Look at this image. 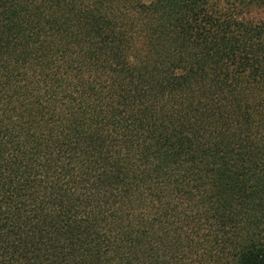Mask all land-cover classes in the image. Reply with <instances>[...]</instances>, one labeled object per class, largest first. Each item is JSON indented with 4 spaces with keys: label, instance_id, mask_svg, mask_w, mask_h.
<instances>
[{
    "label": "trees",
    "instance_id": "16d2710c",
    "mask_svg": "<svg viewBox=\"0 0 264 264\" xmlns=\"http://www.w3.org/2000/svg\"><path fill=\"white\" fill-rule=\"evenodd\" d=\"M264 0H0V264H264Z\"/></svg>",
    "mask_w": 264,
    "mask_h": 264
},
{
    "label": "rangeland",
    "instance_id": "374dc122",
    "mask_svg": "<svg viewBox=\"0 0 264 264\" xmlns=\"http://www.w3.org/2000/svg\"><path fill=\"white\" fill-rule=\"evenodd\" d=\"M252 17L255 19V20H261V21H264V12L262 13H254L252 15Z\"/></svg>",
    "mask_w": 264,
    "mask_h": 264
}]
</instances>
